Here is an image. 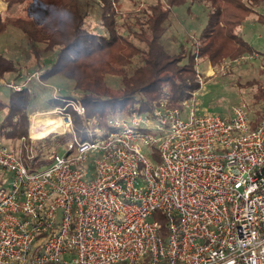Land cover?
Wrapping results in <instances>:
<instances>
[{
  "label": "built area",
  "instance_id": "obj_1",
  "mask_svg": "<svg viewBox=\"0 0 264 264\" xmlns=\"http://www.w3.org/2000/svg\"><path fill=\"white\" fill-rule=\"evenodd\" d=\"M34 77H0V97ZM53 90L50 107L29 115V138L42 139L31 131L48 120L45 137L71 135L65 154L29 172L0 140V264H264V118L254 123L243 102L200 114L192 92L180 107L158 102L149 119L110 117L88 141L71 120L82 103ZM151 144L157 165L142 152Z\"/></svg>",
  "mask_w": 264,
  "mask_h": 264
},
{
  "label": "trees",
  "instance_id": "obj_2",
  "mask_svg": "<svg viewBox=\"0 0 264 264\" xmlns=\"http://www.w3.org/2000/svg\"><path fill=\"white\" fill-rule=\"evenodd\" d=\"M3 1L7 11L16 15L5 18L0 15V34L7 26L21 31L36 60L41 53H53L52 63L43 67L36 82L28 83L21 93L10 91L6 99L0 98V140L5 138L4 144L21 149L23 164L29 172L46 168L51 160L40 166L29 161L36 155L58 151L68 135L56 136L61 139L53 147L52 136L29 139L28 118L37 96L35 90L43 89L37 83L41 85L53 76L72 83L73 94L62 95L79 100L85 108L83 116L72 118L77 135V131L93 122L104 131L109 130L107 121L112 115L127 118L144 114L146 116L142 117L149 119L152 102L156 100L165 101L170 107H180L190 92L197 89L196 58L217 67L223 60L244 54L258 53L264 57V53L256 51L241 34L242 25L250 16L256 17L254 21L264 34V14L255 11L263 5V0H153L131 14V24L127 20L116 23L115 6L119 0H101L103 34L87 30L78 0ZM136 3L143 5L140 0ZM196 3L206 10L205 25L196 38H187L186 44H180L175 53L168 52L161 40L171 8ZM34 7L43 13L40 21L20 16L21 12ZM17 71L12 60L0 55V77L12 73L14 79L18 78ZM107 76L118 77V86L110 87L105 80ZM254 102L264 103V83L257 85ZM263 118L264 113L259 111L250 119L256 123ZM153 218L160 225L159 232L165 234V216L156 211Z\"/></svg>",
  "mask_w": 264,
  "mask_h": 264
},
{
  "label": "rangeland",
  "instance_id": "obj_3",
  "mask_svg": "<svg viewBox=\"0 0 264 264\" xmlns=\"http://www.w3.org/2000/svg\"><path fill=\"white\" fill-rule=\"evenodd\" d=\"M137 0H119L115 8L117 12L114 14V19L117 24H121L127 20L130 24L132 23V16L135 12H139L141 8L150 3L153 0H140L143 5H137ZM166 1V0H163ZM82 12L85 15V26L91 33L103 34L104 27L101 24V12H102V1L101 0H78ZM145 3V4H144ZM119 5V7H118ZM264 5V3H263ZM262 4L256 7L255 11L264 14V6ZM141 6V7H140ZM6 2L0 0V15L2 17L11 16L12 12L7 11ZM112 9V7H111ZM20 13V12H19ZM18 13V14H19ZM20 16L25 18L29 17L40 21L43 17L42 11L38 7L26 9L20 13ZM255 16H250L242 25L241 34L242 37L259 53H264V34L262 28L255 23ZM206 22V10L203 6L198 5H182L179 7H173L170 10L169 20L166 22V31L162 37V43L166 50L170 53H175L180 44H186L187 38H196L205 25ZM194 40V39H193ZM42 48V46H40ZM0 55L10 59L14 62V65L18 69V78H13L12 73L4 74L1 78L4 80H14L19 84L24 82L28 77H34L36 74H42L43 67H48L53 61V53H41L40 59L36 60L33 55L29 52L28 42L26 36L19 30L12 26H7L3 33L0 34ZM245 55V54H244ZM242 55V56H244ZM255 57L250 60H242L241 62L235 61L236 59H226L221 62L217 67H212V64L205 59L194 60L195 80L197 89L192 92H196V102L198 111L200 114H218L221 116H227L229 108L232 105L238 103H245L250 111V118L254 117L255 111L259 108L264 113V103L254 102V93L257 89V85L264 83V57L258 53H254ZM240 56V57H242ZM137 61L134 60V65ZM42 68V69H40ZM40 69V70H39ZM199 76V77H197ZM39 78L34 77L26 84L36 82ZM107 84L110 87H117L119 84L118 77L107 76L105 78ZM253 81V82H251ZM249 82V83H248ZM251 82V83H250ZM247 83V84H246ZM28 84V85H29ZM46 86L40 85L42 88H36L37 93L35 102L32 107V111H45L51 105V98L53 95V88L59 90L60 93L67 95L72 92V83L65 80L60 76H53L46 81H43ZM9 90L3 89L1 99H6L9 94ZM63 96V95H62ZM160 100L152 102V105H156ZM183 118L185 119V113L187 110L182 108ZM31 111V112H32ZM259 112V111H256ZM33 113V112H32ZM31 114V113H30ZM141 116H146L142 114ZM117 115H112L113 119H116ZM30 118V117H29ZM29 118H28V129H29ZM73 118V117H72ZM71 118V120H72ZM142 129H147L146 123L140 122ZM105 132L101 126H98L95 122L91 123V126H85L81 131H77L79 139L92 141L97 137V133ZM28 137H29V132ZM149 134L155 135L153 132ZM32 136V135H31ZM52 136L50 144L51 147L61 139L59 135L49 134ZM35 137V136H32ZM36 138V137H35ZM30 139V138H29ZM71 139V135L64 137L62 145H60L58 151L52 150L50 153L36 155V157L29 162L33 165H42L49 162L55 153L59 155L65 154L66 143ZM38 140V139H34ZM33 140V141H34ZM1 142L5 143L6 139L2 138ZM13 148V146H12ZM142 152L146 158L153 165H157L160 162L159 153L157 150V144H151L149 146H142ZM160 235L165 239L166 232Z\"/></svg>",
  "mask_w": 264,
  "mask_h": 264
},
{
  "label": "bare ground",
  "instance_id": "obj_4",
  "mask_svg": "<svg viewBox=\"0 0 264 264\" xmlns=\"http://www.w3.org/2000/svg\"><path fill=\"white\" fill-rule=\"evenodd\" d=\"M54 128L53 126H50V122H47L44 124V126L40 127V129H32L31 135L35 136L36 138H43L45 135L50 133V130Z\"/></svg>",
  "mask_w": 264,
  "mask_h": 264
},
{
  "label": "clouds",
  "instance_id": "obj_5",
  "mask_svg": "<svg viewBox=\"0 0 264 264\" xmlns=\"http://www.w3.org/2000/svg\"><path fill=\"white\" fill-rule=\"evenodd\" d=\"M62 11H66V10L62 9Z\"/></svg>",
  "mask_w": 264,
  "mask_h": 264
}]
</instances>
